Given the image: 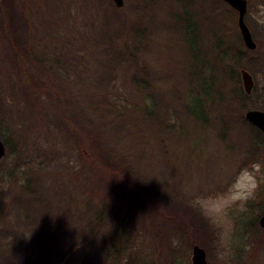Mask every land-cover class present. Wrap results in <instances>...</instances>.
<instances>
[{
  "label": "rangeland",
  "instance_id": "1",
  "mask_svg": "<svg viewBox=\"0 0 264 264\" xmlns=\"http://www.w3.org/2000/svg\"><path fill=\"white\" fill-rule=\"evenodd\" d=\"M174 1L123 0L115 11L122 28L113 21L107 0L16 2L30 21V77L24 93L26 80L20 85L0 63L1 115L13 116L24 136L21 148L33 160L26 159L25 167L22 162L12 165L10 157L0 168L13 172L17 185H28L14 203L28 216L27 223L47 200L53 209L65 208L67 216L81 217L92 231L97 206L109 205L92 248V264H191V243L205 251L208 264H264V229L259 225L264 214V134L252 136L248 126L236 123L222 131L185 117L179 106L185 98L199 113L201 96L188 97L189 67L196 62L197 69L209 71L205 55L211 39L202 25L204 0H182L184 5L191 1L185 13L175 10ZM247 9L245 23L258 45L252 53L243 46L252 69L257 60L264 63V0H248ZM170 14L196 29L185 38L193 44V55L181 52V37L166 27L174 22ZM207 61L210 65L211 59ZM200 74H193L194 91L200 88ZM255 76L244 114L264 111V74ZM11 83L17 84L13 95ZM45 88L53 90L49 102L54 98L70 121L90 133L92 149L148 184L143 204L153 211L154 206L162 208V222L155 223L142 204L119 188L112 201L105 188L98 190V183L88 180L91 174L79 160L77 142L42 108ZM213 120L208 114V123ZM23 155L20 151L19 157ZM101 155L94 153L99 160ZM253 180L258 182L254 196L233 204L234 195ZM14 213L12 209L8 218L12 228L17 225ZM78 227L72 226L71 235ZM37 248L43 246L38 243Z\"/></svg>",
  "mask_w": 264,
  "mask_h": 264
},
{
  "label": "trees",
  "instance_id": "2",
  "mask_svg": "<svg viewBox=\"0 0 264 264\" xmlns=\"http://www.w3.org/2000/svg\"><path fill=\"white\" fill-rule=\"evenodd\" d=\"M16 2L18 3L19 0H0V63L4 66L6 65L9 69L8 71H12V75L15 76L14 81L17 80L20 85L22 81L24 83L26 80L25 82L27 84L24 83L23 85V92L26 93L25 90L27 91L26 87L30 77L28 74L30 68L29 62L31 60V49L27 43V37L30 34V21L27 17V10L24 9L25 7L23 5H17ZM174 2L177 5L175 10H181L180 8H182L184 13V8H188L191 3L190 1L189 4L184 5L182 0H175ZM106 3L109 4L112 12H114V17H112L113 21H117L119 26L123 25L119 16H115V11L118 8L114 6L111 0H107ZM202 6L204 8H202L204 14L202 25L206 28L205 32L209 34L211 39V41H207V54L205 55L206 66L210 74L208 70L204 71L202 69L203 67H201L202 70L197 69V66H195L196 62L193 68L189 67L190 74L187 85L188 91L191 94L188 97L190 101L191 96H201V99H199V113H196L190 108L191 106L187 104L186 98L185 104L180 103L179 106L184 112L185 117L205 127L211 126L213 129L219 128L223 131L230 129L229 127L233 128L236 124H244L253 131V133L251 132L252 136L258 135L257 129L246 121L243 113L246 111L248 100H250L254 90L250 95H246L243 92L239 72L241 69H246L256 78L255 75L258 73L262 72L264 74V63L263 61L258 62L257 60L254 67L250 69V65L248 64L249 58L245 55L246 50L243 49V43L236 27V16L232 8L222 0H204ZM173 21V23L168 24L166 27L174 32L177 37H181V52L185 55H193V44H188L185 38L187 34L189 35L190 30L196 31V29L190 27L187 22H183L178 16H174ZM207 57L211 59L210 65ZM199 73H201L200 77L202 78L201 85L199 90L194 91L192 83V78H194L193 74L199 76ZM216 80L217 82H215ZM16 87L17 84H10L9 92L11 95L14 94ZM42 94L46 99V103L41 102L45 113L49 112L57 118L64 132L75 143L77 142L78 147L76 148L79 160L82 166L91 174L88 180L93 183H98V187H100L98 190L105 188V191H107L106 194L111 197L110 200L112 201L118 198L116 189L119 188L122 195L130 196L142 204L144 206L142 207L144 212L148 216H151L155 223L162 222L164 220V217L160 216L162 214V208L154 206L152 207V209H155L153 211L145 206L147 204H143L147 203L148 196L146 190L148 189V184H142V180L140 183L139 178H133L126 172L124 174L111 164L109 157L104 156L103 151L92 149L91 145L93 142H91L92 138L89 136L90 133H87L85 130L83 131L76 123L70 121L60 109L59 105L54 102V98L51 99L53 105L49 102V99L53 95L51 88H45L40 95ZM259 96L261 95L259 94ZM3 103L0 90V139L6 148V158H3L0 162L4 163L5 160L11 157L12 165L22 162L21 165L26 167L28 161L31 162L33 160L32 154L23 152L24 150H22L21 146L24 136L20 133L17 126H14L13 116L10 117L7 114L1 115ZM208 114L214 116V120L210 124L207 121ZM20 151L21 154L28 157L23 155L24 157L20 158ZM94 153L102 154L101 156L103 158L99 160L94 156ZM105 162L108 163V167L104 164ZM109 166H113L115 169L111 170ZM1 170L0 264H92V248L99 234V229L103 225L102 218L108 212L109 205L103 202L101 206H97L98 215L92 231L88 230L89 223H84L81 217L77 215L74 217L67 216L68 214L65 212V208L53 209L49 206L47 200L46 206H43L46 202L39 205L42 207V212L34 211L33 220L27 223L25 220H27L28 216H22L19 207L14 203L15 200L25 195L28 185L26 182L17 185L13 172L3 170L7 172L4 174ZM9 180H12L10 184ZM109 186H112V189ZM3 187H7L6 190H1ZM114 195H116L115 198ZM12 209L15 212L13 216H15L14 222L17 224L16 228H12L8 221ZM61 213H64L67 217L65 219L56 218ZM82 221L83 225L80 228ZM75 224L79 225V227L77 228V234L74 236L71 235L73 232L71 228ZM55 226L57 227L56 229L54 228ZM73 236L75 239H72ZM38 243L43 246L39 251L37 248ZM191 245L195 244L191 243Z\"/></svg>",
  "mask_w": 264,
  "mask_h": 264
},
{
  "label": "water",
  "instance_id": "3",
  "mask_svg": "<svg viewBox=\"0 0 264 264\" xmlns=\"http://www.w3.org/2000/svg\"><path fill=\"white\" fill-rule=\"evenodd\" d=\"M116 8H121L123 6V0H111ZM227 5H229L232 9L237 11L238 13V30L240 32L242 41L244 46L248 50H255L256 44L252 40L251 34L244 22V16L246 13V1L245 0H222ZM240 78L243 87V91L246 95H249L253 89V79L251 75L245 71H240ZM245 119L254 127L264 132V112L258 110H249L245 113ZM264 149V148H263ZM5 155V146L0 139V159H2ZM259 225L262 229H264V215L259 220ZM191 264H208L206 261L205 251L198 247H192V256H191Z\"/></svg>",
  "mask_w": 264,
  "mask_h": 264
},
{
  "label": "clouds",
  "instance_id": "4",
  "mask_svg": "<svg viewBox=\"0 0 264 264\" xmlns=\"http://www.w3.org/2000/svg\"><path fill=\"white\" fill-rule=\"evenodd\" d=\"M257 187H258V182L253 180V182H251L246 189L238 191L234 195V197L232 199V203L233 204H237L238 203V204L242 205L243 202L247 201L252 196H254Z\"/></svg>",
  "mask_w": 264,
  "mask_h": 264
},
{
  "label": "flooded vegetation",
  "instance_id": "5",
  "mask_svg": "<svg viewBox=\"0 0 264 264\" xmlns=\"http://www.w3.org/2000/svg\"><path fill=\"white\" fill-rule=\"evenodd\" d=\"M246 1V4H247V6H248V0H245ZM235 11V10H234ZM235 13H236V15H237V18H238V13L235 11ZM247 13H248V9L246 10V14H245V17H244V20H245V18H246V16H247ZM246 24V23H245ZM246 26H247V24H246ZM247 28H248V30H249V32H250V34H251V37H252V31L250 30V28L247 26ZM263 38H264V35H263ZM252 40L255 42V44H256V48H255V50H252V51H250V52H256L257 51V47H258V45H257V42L253 39V37H252ZM247 50V49H246ZM247 51H249V50H247ZM249 63H252V61H249ZM250 75H251V77H252V79H253V74H251L250 72H248ZM254 88H255V82H254V79H253V89H252V91L254 90ZM263 90V92H264V88L262 89ZM262 112H264V111H262ZM252 127H254L253 125H252ZM255 129H257L256 127H254ZM257 134L259 135V134H264V132H262V131H260L259 129H257ZM260 132V133H259ZM264 215V214H263ZM262 215V216H263ZM261 216V217H262ZM260 217V218H261ZM260 218H259V220H260Z\"/></svg>",
  "mask_w": 264,
  "mask_h": 264
}]
</instances>
